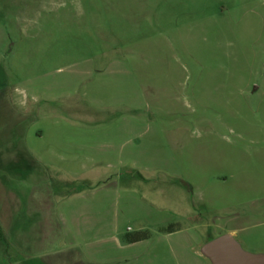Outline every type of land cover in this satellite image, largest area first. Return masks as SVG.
<instances>
[{
  "label": "rangeland",
  "instance_id": "rangeland-1",
  "mask_svg": "<svg viewBox=\"0 0 264 264\" xmlns=\"http://www.w3.org/2000/svg\"><path fill=\"white\" fill-rule=\"evenodd\" d=\"M52 107L81 143L129 137L47 162ZM109 180L128 191L63 200ZM0 228V264H211L201 245L234 229L264 252V0H0Z\"/></svg>",
  "mask_w": 264,
  "mask_h": 264
},
{
  "label": "crops",
  "instance_id": "crops-1",
  "mask_svg": "<svg viewBox=\"0 0 264 264\" xmlns=\"http://www.w3.org/2000/svg\"><path fill=\"white\" fill-rule=\"evenodd\" d=\"M25 92H26L25 96L28 97L27 91H25ZM19 95H20V93L18 92L17 95L12 96V98L15 100V102H14L15 107H13V109H11L10 111H12V113L15 114V116H13L15 120H20V118L30 115V112H31L29 110V107L25 106L23 104L22 100H20L23 98H19ZM33 97L34 96H31V98H33ZM49 112L50 113L52 112L53 114H55V117L56 116L57 117L56 118L47 117V119H45L47 121L46 125H50V126H45V135H47L52 140V144H51L52 147L47 148V152L45 155L48 158L47 162H51V161H55V160H58V161L64 160L66 162L67 161L69 162L68 163L69 166H71V165L76 166V164H71V163L88 161V160H92V161L98 160L97 157H94V156L89 157L87 151L96 150V149H94V147L96 145L101 146L103 148L102 150H105V148L107 146L109 147V145H112L109 142H110V139H114L115 135H118V136L121 135V137H123V136L129 137V135H128L130 132L129 124H123L122 122H118V124L122 123L123 126L122 127H116V126H114V124L109 123V124H106L105 126H103V128L92 129L89 132L90 134H93V135L100 134L101 132L104 133L105 135L101 137V139L103 140L102 142H99V143H91V142L81 143L78 140V138H76V134H75L76 128L71 127L70 126L71 123H68L64 120V115H60L61 113H66V112L72 113L73 112L72 108L52 107ZM106 136H108V137H106ZM91 138H93V137H91ZM105 139H108V141ZM66 146L68 147V149L63 153L64 150H62L61 148L66 147ZM31 157L34 158L38 162L43 161V159H41L39 155H33V156L31 155ZM80 168L82 170L84 169V167H80ZM63 169H65V167H63ZM65 171L69 174L72 173L71 171H69L67 169H65ZM83 178L82 179L79 178L78 180L89 182L88 177L87 178L83 177ZM112 183H115L114 180L103 181V182H98V183H91V185L89 187H86L85 189H79L77 191L71 192L69 194V196H67L63 200H67L70 204L76 198H82L86 195H89L90 193L97 192L100 189H107L110 186H112ZM114 187H115V188H113L114 190H120V192L128 191L126 184L123 187H120L119 184H116V185H114ZM64 203H66V202H64ZM70 205H72V204H70ZM101 207L104 208L103 212L94 213V211H93L94 209H98ZM81 208L86 209V210L90 209L88 219H90V220L95 219L92 222L96 223L97 222L96 219H100V221H101V218H103L102 217L103 215H105L104 218L106 217V214H107L106 211H108V208H110V206H108L107 204L89 202V203H85L84 205H82ZM256 211H257L256 209H255V211L251 210L250 212H248L249 215H243V218H245L247 220L248 219L250 220L251 218L253 219L257 213ZM74 214H75L74 212L68 213V215L67 214L62 215L61 218L64 220V222L69 223V220H71L70 217H72ZM99 222H97V223H99ZM243 228L244 227H242V229ZM227 233L231 234L234 237L233 234H236L237 230L236 229L230 230ZM212 238L213 237H209L208 240H210ZM199 253H200V255L204 256L201 253V250H199ZM259 253L264 254V252H259ZM205 258H207V257H205Z\"/></svg>",
  "mask_w": 264,
  "mask_h": 264
},
{
  "label": "water",
  "instance_id": "water-1",
  "mask_svg": "<svg viewBox=\"0 0 264 264\" xmlns=\"http://www.w3.org/2000/svg\"><path fill=\"white\" fill-rule=\"evenodd\" d=\"M201 253L211 264H264V254L243 249L229 233L214 237L202 244Z\"/></svg>",
  "mask_w": 264,
  "mask_h": 264
},
{
  "label": "trees",
  "instance_id": "trees-1",
  "mask_svg": "<svg viewBox=\"0 0 264 264\" xmlns=\"http://www.w3.org/2000/svg\"><path fill=\"white\" fill-rule=\"evenodd\" d=\"M180 227L179 225H175V224H169L166 227H161V231H165V232H173V231H177L179 230ZM151 237V233L147 230H139V231H134V232H125L122 236H121V241L123 243L129 244V243H134V242H138L141 240H145V239H149ZM0 240L5 242L4 236H3V232L0 228Z\"/></svg>",
  "mask_w": 264,
  "mask_h": 264
}]
</instances>
